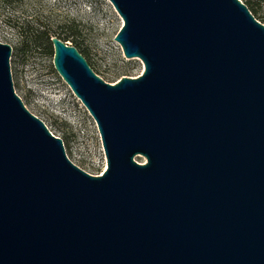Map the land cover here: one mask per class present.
I'll return each mask as SVG.
<instances>
[{"label":"water","instance_id":"water-1","mask_svg":"<svg viewBox=\"0 0 264 264\" xmlns=\"http://www.w3.org/2000/svg\"><path fill=\"white\" fill-rule=\"evenodd\" d=\"M108 1L138 76L50 37L102 174L26 108L0 42V264H264V24L241 0Z\"/></svg>","mask_w":264,"mask_h":264},{"label":"rangeland","instance_id":"rangeland-1","mask_svg":"<svg viewBox=\"0 0 264 264\" xmlns=\"http://www.w3.org/2000/svg\"><path fill=\"white\" fill-rule=\"evenodd\" d=\"M248 1L264 24V0ZM121 25L108 0H0V42L12 48L15 92L63 140L70 160L92 174L106 167L101 140L92 117L55 71L49 39L55 36L75 46L101 78L114 83L143 70L142 62L125 57L113 39ZM32 29L46 31L48 40L34 39Z\"/></svg>","mask_w":264,"mask_h":264},{"label":"trees","instance_id":"trees-1","mask_svg":"<svg viewBox=\"0 0 264 264\" xmlns=\"http://www.w3.org/2000/svg\"><path fill=\"white\" fill-rule=\"evenodd\" d=\"M249 9V11L252 13V15L259 20V18L255 15V10L253 9V7L250 5L248 0H241ZM260 21V20H259ZM36 31V33H35ZM32 35L35 36L34 39H36V37L41 36L44 37V39L48 40V33L46 31H38L35 29H32ZM64 40V39H63ZM50 41V39H49ZM42 43V42H41ZM75 47V46H74ZM84 57L85 55L83 54V52H81L79 49H77ZM86 58V57H85ZM87 60V59H86ZM88 62V61H87ZM89 64V63H88ZM90 65V64H89ZM91 67V66H90ZM92 68V67H91ZM93 69V68H92Z\"/></svg>","mask_w":264,"mask_h":264},{"label":"built area","instance_id":"built-area-1","mask_svg":"<svg viewBox=\"0 0 264 264\" xmlns=\"http://www.w3.org/2000/svg\"><path fill=\"white\" fill-rule=\"evenodd\" d=\"M83 105V104H82ZM84 107V106H83ZM85 108V107H84ZM86 109V108H85ZM87 110V109H86ZM88 112V111H87ZM89 113V112H88ZM90 115V114H89ZM91 116V115H90ZM93 119V118H92ZM93 121H94V123H95V126H96V129H97V125H96V122H95V120L93 119ZM97 132H98V129H97ZM98 135H99V132H98ZM99 137H100V135H99ZM102 145V144H101ZM102 149H103V147H102ZM103 154H104V150H103ZM104 157H105V154H104ZM105 161H106V159H105ZM73 162V161H72ZM74 163V162H73ZM77 165V164H76ZM80 167V166H79ZM81 168V167H80ZM106 168V167H105ZM104 168V169H105ZM84 170V169H83ZM86 171V170H85ZM104 171V170H103ZM102 171V172H103ZM102 172L100 173V174H102ZM89 173V172H88ZM92 174V173H91Z\"/></svg>","mask_w":264,"mask_h":264}]
</instances>
